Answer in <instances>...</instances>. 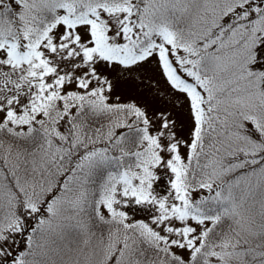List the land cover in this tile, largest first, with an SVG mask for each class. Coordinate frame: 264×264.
Listing matches in <instances>:
<instances>
[{
  "label": "snow or ice",
  "instance_id": "6c2138e0",
  "mask_svg": "<svg viewBox=\"0 0 264 264\" xmlns=\"http://www.w3.org/2000/svg\"><path fill=\"white\" fill-rule=\"evenodd\" d=\"M198 3L14 0L17 18L0 14V264H45L47 237L71 219L57 205L99 226L104 264H264V148L237 143H264V115L227 123L237 104L264 106V77L243 97L230 85L219 28L198 31ZM234 19L229 12L223 23ZM92 21L105 26L108 54ZM161 52L196 95L173 83ZM251 67L264 72V42ZM150 150L162 158L159 195L119 203L117 166L139 172ZM51 181L38 203L35 185Z\"/></svg>",
  "mask_w": 264,
  "mask_h": 264
},
{
  "label": "trees",
  "instance_id": "16d2710c",
  "mask_svg": "<svg viewBox=\"0 0 264 264\" xmlns=\"http://www.w3.org/2000/svg\"><path fill=\"white\" fill-rule=\"evenodd\" d=\"M220 5L225 7L226 10L225 14L232 12L233 15L236 17V19L232 20L234 22V26L230 24L229 29L225 27V25H228V24H223L222 17L225 14L220 18L217 17V22L216 19H214V17L211 18L212 16L211 15L208 18L205 17L198 20V24H200L198 25V31L202 32L204 36H210V34H212L215 29L219 28L220 36H222L223 39H220V36H215L214 38L218 41V44L221 46L223 43H226L228 45L227 50L230 51L233 47L230 46L229 43L227 42L229 41L228 37L231 35L228 34L230 32H235V30H239L240 28L238 26L242 25V28L240 29L239 33L242 35V32L244 30L246 31L238 40V44H240L239 48L235 46L234 60L232 59L231 63L229 65H225V67L221 68V70L225 79L229 77L230 84L238 83L239 79L237 77L241 78L242 79L241 86H243L244 88L245 86L243 84L244 79L242 73H246V70H244L246 69V67L243 68L242 71L243 65L241 60L242 57H244L245 59L248 57L247 59H249V61H251L250 64H252L253 63L252 61H255L257 58V56H255L257 51L255 52L253 51L254 55H248V54L251 53L250 50H253L255 48L254 45L256 46L257 42H259L260 40L259 38L262 36L264 30V20H263L264 5H259V0H256V2H252V0H222L220 1ZM238 5L240 6L239 10L237 9ZM258 7L260 9L259 15L249 16V13L252 12L254 9H257ZM198 9L199 7H197V10ZM91 10H94V8L92 7ZM191 12H194V7L191 9ZM0 14H3L7 17H11L13 20H15L17 18V12L15 8L14 0H4L3 4H0ZM247 30H249L248 33ZM221 51L222 50L220 49L219 53ZM250 57H252L253 59ZM237 71H240L242 73ZM252 71L257 72V70L248 68V75L246 76L244 75L246 84H248L250 81L255 82V80L259 79L260 77H264L263 73H262L263 75H261L258 74V72L255 77H252L251 76ZM234 78H235V82L233 83L232 81L234 80ZM148 157H149L148 154L145 155L141 160V164L146 163ZM65 163H67V161H65ZM124 172L126 171H122L120 167L117 166L116 173H118V175H116V173L113 174L114 176H116V180L114 181L112 186L113 190L116 183L120 180ZM255 179L256 177H253V181H255ZM32 183H33L32 181L25 182V187L29 192L33 190L31 187ZM54 185H55V181L49 182L48 185H44L42 182L35 185V191L37 193L38 203L43 201L45 195L47 194V191L50 188L54 187ZM100 189H101V183L100 180H97L95 187L91 188L89 192V198H92V192H99ZM260 192H264V180H261L260 187L259 189H257V193L259 194ZM19 202L22 201H18V203ZM28 202L31 203V200L29 199ZM85 208H87L86 205ZM87 210L90 212V209ZM78 211L79 209H77V211L72 213H65L61 211L59 205L56 206V213H59L60 215H69L71 216V219H61L59 221L58 225L54 228V230L51 231V234L47 237L48 243L45 244V247L48 249L47 255L38 257V259H42L45 262V264H65V258L67 254L70 253V251L68 250L69 244L72 245L73 243H78V245H81V243H83L84 245H88L89 247H92L94 240L96 242L98 240L101 241L108 239L106 236H101L100 234L101 230L98 225L94 230H92L90 222L85 219V214L81 213L77 215ZM96 246H94V248H96Z\"/></svg>",
  "mask_w": 264,
  "mask_h": 264
},
{
  "label": "rangeland",
  "instance_id": "374dc122",
  "mask_svg": "<svg viewBox=\"0 0 264 264\" xmlns=\"http://www.w3.org/2000/svg\"><path fill=\"white\" fill-rule=\"evenodd\" d=\"M220 1H222V0H199V3H198L199 5L197 4L194 6V12H192V15L194 17H196L197 21L201 18H205V17L208 18L212 15L211 18L214 17V19H216V22H217V17L218 18L222 17L226 12L225 7L220 5ZM92 7L95 8V5H93ZM197 7H199L198 10H197ZM222 19H223V17H222ZM92 24H93V30L96 33V36L98 39V44L102 45V47L100 49L102 51V54H108L112 50L113 46H109V45L104 44L105 26H104L103 22H101V24L98 25L96 23V21H92ZM230 24L234 26V22L231 21V23L229 22L228 25H225V27L227 29H229ZM198 25H200V24H198ZM238 27L241 29L242 25H239ZM240 29L235 30V32H230L228 34V35H230V34L231 35L228 37L229 41H227V42L229 43L230 46L233 47L230 51L227 50L228 45L226 43H223L222 46L219 44L217 45L222 50L218 54L221 57L220 68H224L225 65H229L231 63L232 59L234 60L235 46H237L239 48L240 44H238V40L246 31V30H244L242 32V35H241L239 33ZM248 31L249 30H247V33H248ZM259 39H260L259 42L256 41L257 42L256 46L254 45L255 48L253 47L254 49L252 48L253 50H250L251 53L248 55H254L253 51L254 52L257 51L255 56L258 55L259 45L262 42H264V30H263L262 36ZM231 51H232V53H231ZM161 56L164 60L165 71L167 72L169 78L173 81V83L177 84V86H179V87H189V91L193 92V94L196 95L195 90L192 89L190 86L185 85L184 82L180 79V77L176 75L175 69H173L172 66L168 63V60L166 57H164L163 52H161ZM252 57H254V56H252ZM252 57H250V58H252ZM117 58L124 59L123 57H117ZM246 59L244 57H242V60H241L242 65H243V66L241 65L242 71H243V68L246 67V69H244V70H246V73H242L240 71H237V72L242 73L243 79H244L243 84L245 87L247 86V84H246L244 75L245 76L248 75V68H252L251 67L252 64H250L251 61H249V59H247V60ZM124 62L129 63L130 59H124ZM252 62H254V61H252ZM257 72H258V74H261V75L264 74V72H261L259 70H257ZM257 72L255 71L256 74H257ZM252 73H253V71H252ZM150 75H157V77H158V73L152 72V73H148L145 78L147 79V76H150ZM237 78L239 79V82L235 83V84H230V85L231 86H237V92L242 97L246 96L247 93L244 91L245 87L243 88V86H241L242 79L239 77H237ZM226 80L229 81V77ZM232 82L233 83L235 82V78ZM159 90H160L159 87H157L156 89H153L154 92H157ZM253 112H255L259 115H264V106H259V105L254 104V103L237 104L234 107H231V113L232 114L229 116L227 123L229 124V126L242 123L243 117L247 116ZM228 135L229 136H235V133L230 131L228 133ZM151 143L152 144L156 143L155 137L151 138ZM237 143L238 144H244L249 149H257L258 150V149L264 148V143H261V142L252 143V142H247V141L241 140V141H238ZM148 155H149V157H148L147 162L144 164H141L142 166H141L139 172L136 171L135 168L124 172V174L122 175V177L120 178V180L116 183V185L114 187L113 195H112L113 199H115L119 203L123 204V203H125V200H124L125 195H127L129 198H131V196L133 194H135L137 199H139V200H144V199H148V198L154 199L156 196L159 195V189L154 186V179L156 177H158L160 175V173L155 171L154 166L156 164H159L160 160L162 158L160 157L158 150H154V151L150 150ZM178 163H179V161H177V164ZM149 165H152V167H149ZM175 166H177V165H174V167ZM242 175L247 176V173L246 172L242 173ZM137 176L141 177L140 181L138 183H133V178L137 177ZM252 179H253V177H252ZM121 180L126 181V183L120 184L119 182ZM160 203H161V207L163 208V197L160 198ZM117 210H119V209H117ZM171 214L172 213L170 212L169 215H171ZM16 219L18 220L19 217H16ZM115 235L116 234L113 233V237H112L113 242L115 239ZM96 244H97V246H96ZM94 246H96V248H94ZM93 248H94V251H93ZM105 248H106V240H101V241L98 240L96 242L94 240L92 247H89L88 245H84L83 243H81V245H78V243H73L72 245L69 244L68 250L70 251V253L67 254V256L65 258V264H104ZM91 251H93V252H91Z\"/></svg>",
  "mask_w": 264,
  "mask_h": 264
}]
</instances>
